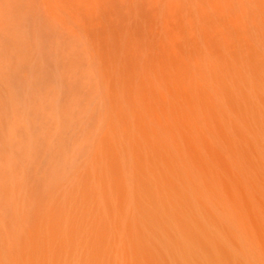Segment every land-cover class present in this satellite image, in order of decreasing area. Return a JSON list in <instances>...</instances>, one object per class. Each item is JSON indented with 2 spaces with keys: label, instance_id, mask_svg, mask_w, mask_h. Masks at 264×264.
Returning a JSON list of instances; mask_svg holds the SVG:
<instances>
[{
  "label": "bare ground",
  "instance_id": "bare-ground-1",
  "mask_svg": "<svg viewBox=\"0 0 264 264\" xmlns=\"http://www.w3.org/2000/svg\"><path fill=\"white\" fill-rule=\"evenodd\" d=\"M0 264H264V0H0Z\"/></svg>",
  "mask_w": 264,
  "mask_h": 264
},
{
  "label": "rangeland",
  "instance_id": "rangeland-1",
  "mask_svg": "<svg viewBox=\"0 0 264 264\" xmlns=\"http://www.w3.org/2000/svg\"><path fill=\"white\" fill-rule=\"evenodd\" d=\"M15 93L12 91V95H14ZM13 98H15V97H13ZM25 228H26V226H25ZM25 228H24V230H22V232L20 233V237L21 238H23L25 235V233H24V231H25ZM28 230V229H27ZM26 230V231H27ZM30 231V229L28 230V232ZM11 237H12V235L8 232V233H5V246H6V248H8V249H11L13 246H12V244H11V241H10V239H11ZM27 238V237H26ZM25 241V240H24ZM14 248V247H13ZM25 259L26 260H28L29 259V254H27V256L25 257Z\"/></svg>",
  "mask_w": 264,
  "mask_h": 264
}]
</instances>
